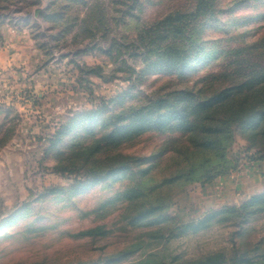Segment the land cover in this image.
Returning a JSON list of instances; mask_svg holds the SVG:
<instances>
[{
    "label": "rangeland",
    "instance_id": "obj_1",
    "mask_svg": "<svg viewBox=\"0 0 264 264\" xmlns=\"http://www.w3.org/2000/svg\"><path fill=\"white\" fill-rule=\"evenodd\" d=\"M98 2L104 24L93 42L84 29L93 31L98 3H90L88 10L74 7L81 19L86 18L84 25L60 41L36 37L38 31L29 20L0 12V264H189L219 251L231 255L233 243L239 252L253 255L250 249L264 237V212L250 216L242 229L229 223L197 233L175 231L169 241L151 239L149 228L132 229L123 221L126 203L116 198L117 193L136 182L148 187L150 174L167 171L171 163L165 154L153 155L165 144L172 149L180 138L177 133L150 131L132 139L117 130L118 141L130 140L102 154L101 172L93 168L90 173L91 163L79 156L83 151H70L111 132L107 120L121 109L186 89L205 92L227 86L231 78L221 81L217 75L263 65L264 0ZM197 12L201 16L189 27L186 40L196 44L201 62L192 63L181 75L139 76L148 50L141 37L151 38L145 32L169 15L189 18ZM158 33L165 35L161 29ZM85 44L89 50L84 51ZM89 68L96 70L90 73ZM56 137L59 141L53 143ZM117 154L128 157L129 168L119 169ZM260 155L236 133L222 169L230 171L219 178L249 166H258L264 176ZM149 166L150 174H143ZM198 176L168 186L158 216L173 218L178 225L197 222L212 210L236 207L264 193L212 208L207 203L208 184ZM96 226L107 234L81 235ZM124 251L127 255L105 259ZM258 252L264 253V244Z\"/></svg>",
    "mask_w": 264,
    "mask_h": 264
},
{
    "label": "trees",
    "instance_id": "obj_2",
    "mask_svg": "<svg viewBox=\"0 0 264 264\" xmlns=\"http://www.w3.org/2000/svg\"><path fill=\"white\" fill-rule=\"evenodd\" d=\"M90 3H98L93 9L96 13V17L93 16L96 23L92 25L93 31H89L87 27L84 30L90 33L89 40L93 42L99 34V28L104 24L98 0H0V12L5 17L29 20L30 27L38 31L36 37H55V41H60L74 28L84 25L86 18L81 19L80 12L74 11V7L80 6L88 10ZM87 15L90 16V13ZM200 16L197 12L196 15L184 18L176 13L158 23L157 28L147 30L145 33L151 35V38L145 40L141 37L144 49H148L147 56L144 57L146 66L138 75H181L192 63L201 62L196 44L186 40L189 27ZM159 29L166 36L159 34ZM53 32L56 33L52 35ZM178 36L180 41L176 39ZM160 39L168 43L161 46L156 43ZM88 45H84V51L89 50ZM110 52L111 50H108V53ZM94 70L96 69L89 68L88 72ZM241 71L237 69L228 74L217 75L221 81L231 78L232 83L227 86H216L213 90L206 89L205 92L186 89L170 94L169 98L121 109L107 120L110 121L109 125L113 126L111 132L93 139L87 146L79 144L71 148V153L73 149L83 151L79 156L83 163H91V168L88 169L90 173L95 171L93 168H99L98 172H101L104 168L102 154L113 151L123 142L130 140L118 141L117 130L126 131L132 139L150 131L177 133L180 136L172 149H167L168 145L165 144L161 151L153 155L165 154V160L171 163L167 171L157 170L151 175L150 169L156 166H149L141 171L143 174H150L147 179L150 181L148 187L136 182L117 193L116 198L121 196L123 203H126L121 213L125 224L132 229L149 228L151 239L169 241L176 237L175 231L179 234L197 233L213 225L229 223H234L242 229L250 216L264 212L263 193L251 197L239 206L212 210L199 221L187 224L178 225L173 218L160 217L157 214L162 209L163 194L168 186L190 182L197 174V178L202 180L201 183L209 185L230 171L222 169L225 166V154L236 133L246 139L250 147L258 149L261 154L259 160L264 159V64L255 65L248 72ZM58 141L59 138L56 137L53 143ZM114 159H120V170L129 168L128 157L117 154ZM111 164L108 167L115 166ZM107 232L102 226H96L81 235L98 237L106 235ZM262 244L264 237L258 238L250 249L253 255H248V252H239L233 243L231 255L219 251L189 264H264V253L258 252ZM125 255L126 251L107 256L105 259L110 262Z\"/></svg>",
    "mask_w": 264,
    "mask_h": 264
},
{
    "label": "crops",
    "instance_id": "obj_3",
    "mask_svg": "<svg viewBox=\"0 0 264 264\" xmlns=\"http://www.w3.org/2000/svg\"><path fill=\"white\" fill-rule=\"evenodd\" d=\"M257 167H250L239 174L217 178L207 186L210 207L239 204L252 194L264 191V176Z\"/></svg>",
    "mask_w": 264,
    "mask_h": 264
}]
</instances>
